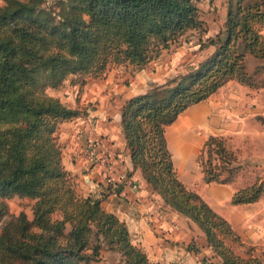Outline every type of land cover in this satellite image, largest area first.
Masks as SVG:
<instances>
[{"label":"trees","instance_id":"16d2710c","mask_svg":"<svg viewBox=\"0 0 264 264\" xmlns=\"http://www.w3.org/2000/svg\"><path fill=\"white\" fill-rule=\"evenodd\" d=\"M198 0H3L0 5V264H85L102 248L123 264L152 261L134 244L126 223L104 209L100 197L78 196L63 166L55 133L82 114L45 89L58 88L68 76L103 74L112 63L143 68L178 35L197 28ZM264 0H228L225 29L215 51L166 83L125 100L120 126L132 171L167 208L190 220L206 235L201 251L209 264H264V248L244 246L230 223L178 178L165 130L188 107L206 100L229 80L251 88L247 54L264 60ZM222 36V37H221ZM263 65H258L260 71ZM264 85V80L261 82ZM212 155L236 160L225 141L209 136L198 155L206 183L221 178ZM206 156V159H204ZM264 195V180L238 188L233 205ZM33 200L32 217L9 214L3 199Z\"/></svg>","mask_w":264,"mask_h":264},{"label":"crops","instance_id":"0c3cea01","mask_svg":"<svg viewBox=\"0 0 264 264\" xmlns=\"http://www.w3.org/2000/svg\"><path fill=\"white\" fill-rule=\"evenodd\" d=\"M248 92L246 85L229 80L206 100L184 110L166 127L165 135L178 178L230 223L244 246H258L259 250L264 248V195L253 203L233 205L231 196L240 187L232 181L206 183L198 162V148L204 134L228 140L241 134L237 129L238 121L252 113L253 97ZM109 108L110 105L97 107L88 117L78 116L59 125L57 135L62 143L63 165L74 176L76 190L84 196L100 197L105 210L126 223L133 243L142 247L152 261L209 264L203 260V255L210 254L209 248L205 246L196 252L189 247L206 245L205 233L193 227L189 219L169 210L162 197L151 192L142 181L138 170L133 171L132 176L141 183L140 188L133 189L118 180L121 173L132 171V165L122 137L120 118L111 114ZM93 137L102 139L107 145V150L96 146L94 153L97 159L111 165L112 172L105 164H95L90 157L87 147ZM194 138H198L197 152L194 146H188V139ZM193 152L198 168L197 173L191 174L186 168Z\"/></svg>","mask_w":264,"mask_h":264},{"label":"rangeland","instance_id":"374dc122","mask_svg":"<svg viewBox=\"0 0 264 264\" xmlns=\"http://www.w3.org/2000/svg\"><path fill=\"white\" fill-rule=\"evenodd\" d=\"M227 1L198 0L197 17L200 25L178 35L176 41L172 42L168 48L162 49L159 55L146 63L143 68L112 63L101 75L68 76L58 88L47 87L45 89L46 93L59 98L69 107L80 109L82 111L80 117H88L92 113L91 111L97 107L110 105L109 111L111 114H117V119L120 118V109L126 99L143 93L154 85L166 83L173 78L188 73L215 51V45L210 42L216 40L217 34H222L225 29ZM3 3V0H0V5ZM52 3L53 0H44V4L47 6ZM246 56L248 58L247 60L245 58V66H247L246 68L257 84L255 88L244 84L246 90L249 91L248 95L253 97L250 106L252 113L238 121L239 126H237V129L242 131L240 135H235L229 140L223 136H218L225 139L226 146L235 154L236 160L225 163L216 155H212L213 165H216L221 178L227 177L228 169L233 168L232 182L238 187L264 180V85H261L264 80V67H261L260 71H256V67L263 65L264 60L262 62L256 60L250 54ZM244 91L245 88L241 93L244 94ZM256 107H259V110H254ZM57 131L55 138L62 155V143L58 141ZM207 136L204 134L203 141L198 148L199 152L204 141L208 138ZM188 140L189 148L194 146L197 152L198 138ZM196 157L195 152H193V156L187 162L186 169L191 174L197 173ZM204 159H206V156H204ZM176 161L178 162V158ZM69 176L76 190L74 176L71 173H69ZM76 193L78 196H84L77 190ZM3 200L7 205L9 214L16 215L20 211H24L28 217H32L31 206L33 200L30 198L14 196ZM248 246L233 245L240 254H245ZM256 247L258 248V246ZM198 257L200 258L201 255ZM85 264L123 263L117 253L102 248L97 259Z\"/></svg>","mask_w":264,"mask_h":264},{"label":"built area","instance_id":"2783aa9c","mask_svg":"<svg viewBox=\"0 0 264 264\" xmlns=\"http://www.w3.org/2000/svg\"><path fill=\"white\" fill-rule=\"evenodd\" d=\"M96 146L102 147L104 150L108 149L107 145H105L102 142V139L98 137H93L88 141V147H87L90 157L93 159V162L95 164H102V165L105 164L106 165L104 161H100L99 159L96 158L95 153H94V148ZM106 166L112 172L111 165H106ZM118 180L122 181L124 184H126L127 186L133 189H138L141 187V183L136 178H134L132 175H127L125 172L118 175ZM158 209L160 210V207Z\"/></svg>","mask_w":264,"mask_h":264}]
</instances>
